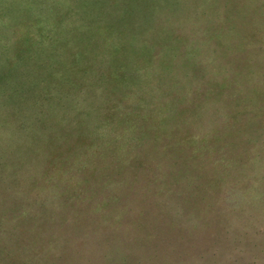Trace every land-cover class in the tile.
Segmentation results:
<instances>
[{
	"label": "rangeland",
	"instance_id": "rangeland-1",
	"mask_svg": "<svg viewBox=\"0 0 264 264\" xmlns=\"http://www.w3.org/2000/svg\"><path fill=\"white\" fill-rule=\"evenodd\" d=\"M227 3L228 0H0V215L7 209L2 208L27 198L30 179L38 180L45 169L49 170L48 173L56 171L58 160L99 153L95 151L100 146L97 131L106 134L114 129L117 137L122 135L121 127L109 128V123L105 124L112 104L118 106L114 115L118 112H147L145 107L136 108L134 98L117 104L116 96L119 94L115 96L111 90L114 83L120 84L127 77L126 69L130 67H125L124 62L130 61V58L126 55L135 56L134 53L129 54V50L114 57L109 53L113 52L111 46L127 40L130 35L147 38L151 42L149 44L153 47L148 50H152L153 58L148 64L151 63L152 69L160 73L159 80L175 77L176 85L184 95L191 96V86L200 87L210 97L207 101L211 98L226 100L228 96L236 98L234 89L241 91L242 83L245 86L250 78L246 76L245 80L236 84L234 81L239 80L235 79L234 74L232 86L225 84L220 87L223 81L233 79L231 61L228 60L231 53L224 46L223 49H213L210 42L205 44L206 41H202L199 34L193 35L194 30L190 29L197 24L208 25L206 21L211 19L213 9L224 11ZM200 10L204 11L202 15L198 14ZM197 14L198 20L195 19ZM191 41L195 42L197 49L192 52L193 56H188L184 49ZM167 46L169 50H166ZM164 49L168 54L162 52ZM234 55L236 59L238 55L243 57L245 54ZM166 60L171 61L170 65ZM145 64L142 63V67H146ZM259 77L264 79L263 75L258 74L255 79ZM105 78L109 79L110 85H107V92L105 89L99 90L101 92L97 99L100 102L89 99L92 87ZM206 88L211 91H205ZM130 89L136 91L134 85L126 90L131 94ZM114 91L117 89L114 88ZM77 92L81 94L77 95ZM204 92L198 93L204 95ZM155 95L162 96V93L158 91ZM197 98L202 100L200 94ZM151 103L154 100L150 99L140 106L152 107ZM202 103L200 100L188 101L191 107ZM229 103L228 106L234 104L232 101ZM96 106L100 107L93 111ZM88 112V116H81ZM122 114L117 119H122ZM181 115L183 112L176 109L173 125L169 126L171 133L186 141L188 136L195 137L198 129L195 122L181 121ZM208 125L201 124V129ZM260 150L264 154V150ZM247 165L249 168L240 172L237 170L235 174H248L250 162ZM254 174L255 180L263 179L264 167ZM215 176L207 183L213 195L223 199L222 190L227 192L233 187L229 184L233 175L231 171L223 173L220 180V176ZM241 184L245 190L247 186L256 188L260 196L238 201L234 215H224L225 208L232 212V203H227L218 212V217L211 210L203 208L200 201L194 209L197 190L192 193V219L198 217L212 224L207 228L209 230L200 235L201 240L195 239L198 243L195 245L176 242L177 237H188L179 235L170 225L176 217L173 216L174 212L177 215L180 213V207H174L176 201L171 196L153 199L150 201L153 208L145 207L141 192H132L130 199L122 203L119 201L121 197L115 199L117 208L121 207L123 211L132 209L141 216L143 212L156 219V226L165 225L155 243L162 245V248L173 245L178 249L168 251L152 245L147 251L127 255L125 264H181L179 259L178 263L175 262V258L185 253L201 260L197 264H264L263 185H253L248 180ZM247 195L253 196L252 193ZM6 213L7 219L10 218V211ZM183 213L186 214L184 220L187 223L186 217L191 215L187 210ZM138 220L141 224L140 217ZM187 225L183 228V234ZM21 229L14 232L12 219L0 226V259L7 264H26L23 262L28 258L26 253L13 245L18 241L17 236L28 235L27 232L21 234ZM49 231L47 234L52 235L53 230ZM210 232L217 233V237ZM66 248L69 249V246ZM199 254L204 256L203 259L199 258ZM64 255L54 258V264H70L71 260H60L66 259ZM102 264L109 263L105 261Z\"/></svg>",
	"mask_w": 264,
	"mask_h": 264
},
{
	"label": "trees",
	"instance_id": "trees-1",
	"mask_svg": "<svg viewBox=\"0 0 264 264\" xmlns=\"http://www.w3.org/2000/svg\"><path fill=\"white\" fill-rule=\"evenodd\" d=\"M203 13L202 10L198 11V14ZM198 14L196 20L199 18ZM211 19L206 21L208 25L197 24L190 29L194 30L193 35L199 34L202 41H206L205 44L211 43L213 49H223L224 46L231 53L228 60L231 61L233 79L223 81L220 87L225 84L232 86L234 74L235 79L239 80L234 81L236 84L245 80L246 76L250 78L245 86L242 83L241 91L234 89L233 95L237 97L228 96L226 100L211 98L207 101L210 97L200 87L191 86V96H186L176 85L175 77L159 80L160 73L152 69L151 63L148 64L153 58L152 50L148 49L153 45L149 44L151 42L147 38L130 35L127 40L114 43L110 55L116 57V54H124L129 50V54L135 55H126L130 58V61L124 62L125 67H130L126 69L127 77L120 84L114 83L111 87L115 96L119 94L116 96L117 104L134 98L137 101L136 108L145 107L147 112H118L114 115L117 105L112 104L105 124L109 123V128L121 127L122 135L118 134L117 137L114 129L106 134L97 131L96 138L100 146L95 151L99 153L93 155L92 152L86 157L58 160L56 171L48 173L49 170L45 169L39 174L38 180H29L27 198L2 208L7 209L0 215V226H3L4 221L10 222L12 219L14 232L22 228L21 234L28 233L24 237L17 236L18 241L13 244L26 253L28 258L23 262L54 264V258L57 259L64 253L66 259L60 260H71L70 264H102L105 261L109 264H125L127 255L147 251L152 245L168 251L178 250L177 246L162 248V245L155 243L157 235L165 225L156 226V219L143 212L141 216L135 210L123 211L121 207H116L115 199L121 197L119 201L122 203L130 199L132 192H141L143 204L151 208L153 205L150 201L159 196H171L175 199L174 207H180V213L177 215L174 212L173 216L176 217L170 225L179 235L188 237H177L175 240L178 243L188 242L195 245L198 244L195 239L201 240L200 235L209 230L207 228L212 224L198 217L192 219V193L197 190L194 209L200 201L203 208L211 210L218 217V212L227 203L233 204L232 212L225 208L224 215H234L238 201L259 195L256 188L247 186L245 190L241 183L248 180L253 185H263L264 189V178L254 179L255 171L264 167V154L260 150H264V79H255L257 74L264 78V0H228L224 11L213 9ZM156 37L160 38L159 35ZM194 44L191 41L185 46L186 55L193 56L192 52L197 49ZM168 48L169 46L166 50L170 49ZM162 52L168 54L165 49ZM242 53L245 54L243 57L238 55L234 58V54ZM165 62L170 65L171 61ZM142 63H146V67H142ZM133 76L136 78L131 79ZM224 78L228 79L226 76ZM107 85H110L108 78L97 81L92 92H89V99L100 102L97 98L102 90L107 92ZM132 85L136 91L130 89V94L126 90ZM80 91L83 92V89ZM158 91L162 96L155 95ZM205 91L211 90L206 88ZM198 92H204V95ZM76 94L80 95L81 92ZM198 94L202 100L197 98ZM238 97L241 99L237 100ZM150 99L154 100L152 107L140 106ZM193 100L203 103L191 107L188 101ZM230 101L234 102L232 106L227 105ZM174 109L183 112L181 121L195 122L198 129L195 137L188 136L185 141L178 139L176 133H171ZM89 114L88 112L81 116L86 117ZM121 114L122 119H117L121 118ZM204 123L209 125L201 129V124ZM247 130L250 132H246ZM249 162V173H236L241 176H235L237 170L240 172L249 168ZM230 171L233 180L229 184L233 187L227 191L228 195L220 187L225 198L218 199L207 182H211L215 175L220 176ZM218 178L222 179L221 176ZM236 184L240 187H236ZM250 193L253 196L247 195ZM181 210H187L191 215L186 217L188 225L184 234L186 214ZM7 211H10L8 219ZM138 217L141 218V224ZM49 230H53L52 235L47 234ZM210 233L216 237L218 235L215 232ZM68 246L69 249L66 248ZM178 256L175 262L178 263L179 259L181 264H197L201 261L193 256H186V253ZM203 257L199 254V258ZM0 264L7 263L0 259Z\"/></svg>",
	"mask_w": 264,
	"mask_h": 264
}]
</instances>
